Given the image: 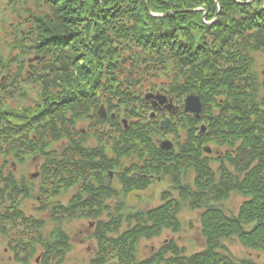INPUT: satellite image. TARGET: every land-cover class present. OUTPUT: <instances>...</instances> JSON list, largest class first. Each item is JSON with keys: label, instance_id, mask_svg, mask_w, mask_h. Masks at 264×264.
I'll return each mask as SVG.
<instances>
[{"label": "trees", "instance_id": "16d2710c", "mask_svg": "<svg viewBox=\"0 0 264 264\" xmlns=\"http://www.w3.org/2000/svg\"><path fill=\"white\" fill-rule=\"evenodd\" d=\"M19 1L18 14L27 19L9 35H0V73L5 76L0 78V234L14 232L19 242L39 247L42 264H61L68 252L64 233L43 239L39 225L20 214L12 203L18 184L1 173L12 162H22L16 158H36L41 190L50 192V200L83 179L90 203H81L78 187L74 205L53 212L97 220L91 236L95 256L89 264H257L234 255L227 243L264 253V0H6L14 9ZM146 2L150 13L168 15L151 16ZM141 80L145 89L158 82L155 87L180 109L186 96L199 97L194 146L189 140L167 152L154 145L160 131L155 122L143 121L146 103L137 98V111L130 94L121 92L141 87L133 84ZM35 84V92L27 93ZM22 89L36 110L29 119H20L6 99ZM100 105L132 119L126 130L114 123L128 141L117 144L113 156L83 150L76 139L77 121L94 119ZM199 123L206 127L202 135L197 134ZM31 125L35 137H19ZM207 146L225 152L213 161L204 154ZM134 157L152 168L149 174L179 185L189 209L199 212L202 251L187 254L171 241L140 256L142 241L181 230L178 215L185 205L167 199L166 192L161 205L143 212L125 214L103 206L105 174ZM212 162L218 163L217 170ZM190 171L194 193L180 185ZM142 181L138 187L147 185ZM122 186L125 191L136 188ZM230 195L243 198L235 214L219 205ZM106 212L113 213L101 222ZM18 219L23 229L17 228ZM31 227L38 231L36 237L24 238L25 228Z\"/></svg>", "mask_w": 264, "mask_h": 264}, {"label": "rangeland", "instance_id": "374dc122", "mask_svg": "<svg viewBox=\"0 0 264 264\" xmlns=\"http://www.w3.org/2000/svg\"><path fill=\"white\" fill-rule=\"evenodd\" d=\"M80 1L84 2L86 0H80ZM214 1L217 4V0ZM20 3L22 2L21 1L17 2V4L14 6L15 7L14 9L11 8V6H9V3L7 4L6 0H0V35H2L3 37L5 36L4 34L9 35V33L12 31L11 30L12 27L16 28L17 22L21 24L22 22H25V19H27L26 14H21V15L18 14ZM146 10L147 12H149V7L147 2H146ZM150 14L151 16L156 18L157 17L161 18L168 15V14L161 15V14H152V13ZM10 24H12V26H9ZM208 24L211 23L209 22ZM117 75L120 77L122 74H117ZM4 77H5L4 74L0 73V78L4 79ZM133 84H138L137 86H141V87H137L133 89L128 88L125 93H129L130 94L129 96L132 97V99L130 98L129 99L133 102L135 101L136 104H133L132 106L135 109H137V111L139 108L138 99L144 98L146 100L147 98H149V96H151L148 91L155 93L156 91H160L162 93L161 89L155 87L159 84L158 82L155 83L154 81H152L150 85L154 87L151 88L150 86L148 89H145L143 87V85L146 84L145 81L141 80L140 84L139 83H133ZM37 86L38 85L35 84L33 87L29 88L27 93L29 94L34 93L36 90L34 88ZM24 94H25V90L21 92L17 91L12 96H8L6 99H9L8 101L12 103V107L16 110V113L19 114V116H22L20 117V119H24L25 117L29 119V117H31L36 110L34 109V104H31L32 103L31 97L27 98L26 96H24ZM189 96H194V95H189ZM189 96H186L181 101V104L183 103V109L182 108L180 109L179 104L176 100L172 99V102H168L169 104L168 109L174 108V106L179 108L177 112L180 113L179 115H177L179 119H177L176 121H180V122H177L175 124H173L175 121L173 120V118L170 119L172 123L170 122L169 119H162L161 121H159V119H161L160 117L158 119L156 118L155 120L154 119L155 111L154 110L149 111V108H146L145 111L146 119L143 121H145L146 123L155 122L156 129L160 131L156 139L162 141V145L160 146V149L162 151H166L162 148L165 142L170 143L171 149L172 147L175 146L177 147V144L182 142L181 139L182 133L185 131L184 133L186 134V129H187L186 127H188L187 131L190 132L191 126H190V119L188 118H194L195 120H200L202 106H201V111L198 114L197 118L195 117V114L190 112H185L184 110V101ZM194 97H198V96H194ZM156 98H159L161 100L166 99V97L160 94H158ZM159 104L163 105L164 103L160 102ZM101 107H103L104 109L105 118H102L98 114ZM170 109L167 111H170ZM24 110H28L32 113L29 114L28 112L25 113ZM181 114H183V116L187 115L189 117H185V116L183 117L181 116ZM93 115L94 114H92V116ZM126 115L128 116V114L122 113L117 116L115 111H113L112 113L108 112L104 107V105H100L95 110V116H93L95 117L94 119L90 120L89 122L83 119L78 120L75 125L76 128L75 132L77 133L76 139H78L80 142V148L89 152H96V153L103 150L104 154L106 153L107 156L108 155L113 156L114 154L113 150H115L114 148L116 147V145L119 144L120 142L126 140L128 141V139H124L120 135L122 134L120 130L117 131L118 130L117 127L119 124H121L119 126H122L123 130L130 128L129 124H130V120L132 119H130L129 117L128 118L130 120L127 119ZM184 120H186L188 123L186 127H184L185 124H182ZM101 121H103L104 124L102 123V125H99ZM166 121L167 123L165 125V128L162 129L161 124ZM114 123L117 126L115 133L117 132L116 134H119L118 136L115 133L111 134L109 132V129L112 127H108V126ZM152 124L154 125V123ZM193 124L195 125L194 122ZM171 127H175L173 132L177 129V134L179 135L178 138L179 141L168 140L166 136L167 133L168 134L170 133L174 137V133L169 132ZM195 129L196 128H194V130L192 129V131L195 132ZM197 129H198L197 134L199 135H202L206 132V127L204 126L203 123H199V125H197ZM19 135H20L19 137H26L27 135H29L30 139H32V137H35L34 125H31V127L29 128H24L23 130L20 131ZM111 136L114 137V140H112ZM62 139L65 142L66 140L65 137H62ZM156 139L155 138L153 139V143L155 146L157 144ZM60 145L61 144H57L56 146H60ZM206 148H209L211 152L210 153L205 152ZM223 152H225V149H220L215 146H207L204 148V154L211 157L213 161L216 159V157L219 154L222 155ZM21 154H24V152H22ZM1 159L2 156H0V165L2 164ZM16 160H20L22 162H16V163L12 162L11 163L12 168H9L7 166L8 168L3 169L2 170L3 172L1 173H3V176L4 175L6 176L5 178H8L9 175L13 176L12 180L15 181L16 179V182H18L17 186L25 188L27 195L26 197L23 198L19 197L18 191L16 190V195H15L16 197L14 196L15 199L12 200V203L17 205L18 209H20L21 215H23L27 219L29 218L28 221L33 219L37 224V226L39 225L40 228L38 234L42 236L43 239L45 238L47 240L52 233L57 231L64 233L68 237L69 249L68 252L65 253L64 259L61 264H89V262L95 256L96 245L94 243V240L91 239V236L96 229L97 220H93L90 218L68 219L67 217L65 218L62 215L53 212L54 207L66 208L73 203L71 202V200L73 201L77 199L78 197L76 196L78 195L77 189L78 187H81L80 183L81 184L83 183V179L79 178L78 187L65 189L63 195L56 196L53 200H50L51 202L50 204L46 205L43 208H40L38 205L39 202L36 201L35 196L37 195V191L41 190V186L40 183H38V181L33 183V178H35L36 176L39 177L41 176V170H39L40 167L38 164L39 160L34 158L24 162L23 157L19 159L16 158ZM120 165H121L120 169L109 171V173L107 172L105 174L106 183H104L102 187L104 186L107 187H104L105 190L103 194H101L103 195V198L101 200L103 202L104 207H108V209L111 211H113L115 208H121L123 209V213L125 214L128 213L130 214L137 211L143 212L149 209L156 208L157 206L161 205L164 202L161 199L162 192L163 193L166 192L167 199H172L182 205H185L183 206L181 212L178 215V219L181 224V230L179 231V233H172L169 231H165L159 238L153 239L151 241H142L140 244V256L141 257L149 256L150 254L154 253L160 246L169 244V242L171 241H174L179 248H185L187 254L202 251L205 247V243L200 233L199 212L189 209L188 207L189 200L185 202V199L182 198L180 195L181 191L178 190L180 186L177 184L174 186L173 183L171 184V182H169L167 178L162 179L160 176L158 177L157 175H155L154 177L159 178L160 182H156V180L154 179L153 181H147V183L144 184V185L147 184L145 187H142L141 185L140 187H138L139 182L138 179L135 178L136 176L135 174H142V173L141 172L139 173L137 169L144 167L145 169L148 170L147 173L149 174L152 168L142 166L141 161L138 162L137 159H135V157L123 160ZM153 167L154 169L156 168V166ZM211 167L213 170H217L218 163L212 162ZM120 173H122L123 175ZM194 179H195V175L193 171L186 172L184 174L183 180H181L182 182H180V185L184 187L187 186V188H189V190L192 193H194L195 191ZM123 181L126 184L128 183L130 185L135 184L134 187L136 188H131L130 190L125 191L124 187L122 186L124 184ZM106 193L110 195L106 196ZM83 198L84 197L80 196V200H82ZM242 202H243V198L235 195H230L226 201H223L219 205L223 207L229 214H235ZM6 212H8L6 211V209L5 211L2 210V214ZM61 212L64 213V211H60L59 213ZM111 213L113 212H109V215H111ZM109 215H107V212L104 213L103 216L100 217L101 222H106L109 218ZM37 232L38 231L35 228L32 227L28 229L25 228V233L27 234L24 235L23 237L32 239L33 237H36ZM11 233L13 234H10V236H7V234L4 233L0 234V264H42V251L40 250V248L35 245L28 244L29 242L27 241H26L27 243L26 245L19 242V237L15 236L14 232ZM227 246L229 250L239 258L252 259L253 261L257 262V264L264 263L263 252L248 250L243 248L239 244L227 243ZM32 249L35 252H32L31 251ZM26 256H28V258L25 259ZM45 264H51V263L47 262Z\"/></svg>", "mask_w": 264, "mask_h": 264}, {"label": "flooded vegetation", "instance_id": "af4514ba", "mask_svg": "<svg viewBox=\"0 0 264 264\" xmlns=\"http://www.w3.org/2000/svg\"><path fill=\"white\" fill-rule=\"evenodd\" d=\"M126 90H123V91H121V92H125ZM149 92V94L151 95V96H154V97H151V96H149V98H147L146 100L144 99V98H142V100H143V102H145L146 103V107L147 108H149V111L150 110H154L155 112H154V114H155V120H156V118L158 119L159 117L161 118V119H159V121H161L162 119H171V118H173V120H177V119H179L178 117H177V115H179L180 113H177L178 112V109L179 108H177L176 106H174V108H169L170 109V111H167V110H169L168 109V107H169V104H168V102H172V98H170L168 95H166V94H164L163 92L161 93L160 91H156V93L155 92H151V91H148ZM158 94H160V95H162V96H164V97H166V99L165 100H162V103H164L163 105H161V104H159L160 102H159V100H157V99H159V98H156L157 97V95ZM156 95V96H155ZM166 103H167V105H166ZM177 109V110H176ZM182 109H183V103H182ZM182 112H183V110H182ZM150 114V113H149ZM164 116V117H163ZM181 116H183V114H181ZM185 117H189V116H187V115H184ZM183 116V117H184ZM193 116V115H192ZM163 117V118H162ZM188 119H190V126H191V130H190V132L189 131H187L186 130V134L183 132L182 133V136H181V139H182V142H181V145L182 146H185L186 144H187V142L189 141V140H192V142H191V145L192 146H194L195 145V141H196V135H195V133H194V131H192V129L194 130V128H195V126H194V124H193V119L194 118H188ZM174 121V123L173 124H175V123H177V122H180V121H176L175 122ZM170 122H171V120H170ZM88 123V122H87ZM172 123V122H171ZM89 125V124H88ZM158 125H159V123H158ZM90 127H92V126H90ZM108 127H112V128H110L109 129V132L112 134V133H115V129H114V124H112V125H109ZM175 129V127H171V129H170V131L169 132H173V130ZM89 131V130H88ZM83 132H85V131H83ZM86 133H87V131H86ZM163 133V132H162ZM164 133H165V131H164ZM174 133V137H173V135H171L170 133L168 134H166V136H167V138H168V140L169 141H171V140H177V141H179L178 140V138H179V135L177 134V129L173 132ZM111 138H112V140H114V137L113 136H111ZM157 140V144H156V146L157 147H159V149H160V146L162 145V141H160L159 139H156ZM173 148L174 147H172V149L171 150H173ZM161 150V149H160ZM167 152H170V151H167ZM178 155V153H176V156ZM137 171H139V173L141 172L142 174H135L136 176H135V178L136 179H138V180H143V182H145V183H147V181H153L154 179L156 180V182H160V179L159 178H156V177H154L155 175H153V174H148L147 172H148V170L147 169H145L144 167H141L140 169H137ZM108 173H109V171H107ZM120 174H122V173H120ZM109 175V174H108ZM123 175V174H122ZM37 177V178H36ZM35 178H33V183L34 182H36V181H38V183H41V178L39 177V176H36ZM15 181H16V179H15ZM16 183H18V182H16ZM83 184V183H82ZM82 184L80 183V185H81V189L79 190V192H80V196L81 197H84L83 199H82V201H81V203H85L86 205L87 204H89L90 203V201H89V199H90V197H91V195L90 194H87L86 192H84V190H83V187H82ZM17 188H19V189H17V191H18V194H19V197H26V195H27V192H26V190H25V188H23V187H20V186H17ZM80 188V187H79ZM29 193V192H28ZM82 195H85V196H82ZM36 197V201L37 202H39V207L40 208H43V207H45L46 205H48V204H50L51 202H50V192L49 193H45V192H43V191H41V190H38L37 191V195L35 196ZM59 202V201H58ZM90 206V205H89ZM94 206V205H93ZM27 219V218H26ZM29 219V218H28ZM18 222H19V225L17 226V228L18 229H23V226H22V220H20V219H18Z\"/></svg>", "mask_w": 264, "mask_h": 264}, {"label": "water", "instance_id": "95a60500", "mask_svg": "<svg viewBox=\"0 0 264 264\" xmlns=\"http://www.w3.org/2000/svg\"><path fill=\"white\" fill-rule=\"evenodd\" d=\"M160 102H162L161 99H157ZM184 110L185 112H190L195 114V117H198V114L201 111V104H200V100L198 97H194V96H189L185 99L184 101ZM102 118H105V112L103 107L100 108L99 113H98ZM167 121L161 124V128H165ZM162 148L166 151H169L171 149V145L170 143L165 142L162 146ZM205 152L210 153V149L206 148Z\"/></svg>", "mask_w": 264, "mask_h": 264}]
</instances>
